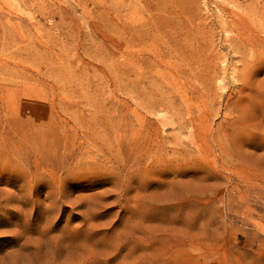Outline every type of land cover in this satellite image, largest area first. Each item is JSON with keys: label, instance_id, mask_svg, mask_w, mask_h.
Listing matches in <instances>:
<instances>
[{"label": "rangeland", "instance_id": "rangeland-1", "mask_svg": "<svg viewBox=\"0 0 264 264\" xmlns=\"http://www.w3.org/2000/svg\"><path fill=\"white\" fill-rule=\"evenodd\" d=\"M0 264H264V0H0Z\"/></svg>", "mask_w": 264, "mask_h": 264}]
</instances>
